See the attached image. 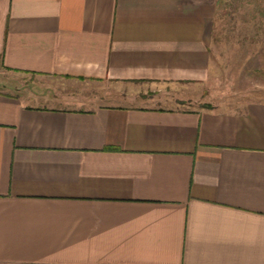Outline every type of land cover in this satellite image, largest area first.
<instances>
[{
    "label": "crops",
    "instance_id": "obj_1",
    "mask_svg": "<svg viewBox=\"0 0 264 264\" xmlns=\"http://www.w3.org/2000/svg\"><path fill=\"white\" fill-rule=\"evenodd\" d=\"M219 0H0V264H264V100L204 101Z\"/></svg>",
    "mask_w": 264,
    "mask_h": 264
},
{
    "label": "rangeland",
    "instance_id": "obj_2",
    "mask_svg": "<svg viewBox=\"0 0 264 264\" xmlns=\"http://www.w3.org/2000/svg\"><path fill=\"white\" fill-rule=\"evenodd\" d=\"M204 101L264 100V0H219Z\"/></svg>",
    "mask_w": 264,
    "mask_h": 264
}]
</instances>
